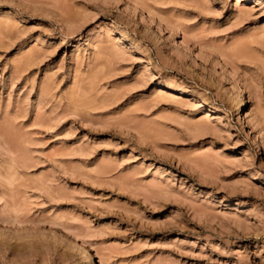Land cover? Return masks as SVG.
I'll use <instances>...</instances> for the list:
<instances>
[{
  "label": "rangeland",
  "instance_id": "rangeland-1",
  "mask_svg": "<svg viewBox=\"0 0 264 264\" xmlns=\"http://www.w3.org/2000/svg\"><path fill=\"white\" fill-rule=\"evenodd\" d=\"M92 263L264 264V0H0V264Z\"/></svg>",
  "mask_w": 264,
  "mask_h": 264
},
{
  "label": "bare ground",
  "instance_id": "bare-ground-1",
  "mask_svg": "<svg viewBox=\"0 0 264 264\" xmlns=\"http://www.w3.org/2000/svg\"><path fill=\"white\" fill-rule=\"evenodd\" d=\"M237 1V0H236ZM243 45H245L244 43H240V44H238L237 46H235L234 47V49H233V51L235 50V53H238V55H240L241 53L243 54V53H245V51L244 50H247L246 49V47L245 46H243ZM242 89V88H241ZM238 108L239 109H242L243 107H244V105H245V100H244V98H243V93H242V91L240 92V94H239V98H238ZM241 113V112H240ZM86 248V247H85ZM89 262V261H88ZM93 264V263H92Z\"/></svg>",
  "mask_w": 264,
  "mask_h": 264
}]
</instances>
